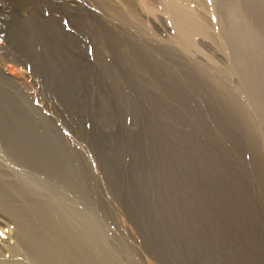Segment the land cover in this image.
<instances>
[{"label":"rangeland","instance_id":"rangeland-1","mask_svg":"<svg viewBox=\"0 0 264 264\" xmlns=\"http://www.w3.org/2000/svg\"><path fill=\"white\" fill-rule=\"evenodd\" d=\"M0 264H264V0H0Z\"/></svg>","mask_w":264,"mask_h":264},{"label":"bare ground","instance_id":"bare-ground-1","mask_svg":"<svg viewBox=\"0 0 264 264\" xmlns=\"http://www.w3.org/2000/svg\"><path fill=\"white\" fill-rule=\"evenodd\" d=\"M172 2V1H171ZM234 3V2H233ZM173 5V4H172ZM169 7V6H168ZM169 8H171V6L169 7ZM168 8V9H169ZM236 8L238 9V6H236ZM174 9V8H173ZM242 9V8H241ZM179 12V11H178ZM173 13H171V17H170V21L172 22V23H175V17H174V15H172ZM239 14V13H238ZM237 14V15H238ZM236 15V16H237ZM184 19V18H183ZM181 21V20H180ZM237 21H239V20H237ZM249 23H251V22H249ZM242 24V23H241ZM246 24V23H245ZM178 25V24H177ZM190 25V24H189ZM239 26V25H238ZM244 26V25H243ZM246 26H247V24H246ZM193 27V26H192ZM235 28H236V26H235ZM234 28V29H235ZM239 28H241V27H239ZM244 28L245 27H243V30H244ZM236 30H237V28H236ZM247 30H248V28H247ZM251 30H253V29H251ZM251 33H253V32H251ZM257 33V32H256ZM247 33H245L244 35H246ZM249 34H250V32H249ZM259 34H257V36H258ZM241 36V35H240ZM246 36H249V35H246ZM251 36V35H250ZM232 37H234L233 35H232ZM243 39V38H242ZM263 39V38H262ZM248 41H249V38L247 39ZM238 41H239V39H238ZM247 41V42H248ZM256 41V40H255ZM263 41V40H262ZM245 42V41H244ZM237 44V43H236ZM244 44V43H243ZM256 44H258V42L256 43ZM263 45V44H262ZM261 45V46H262ZM243 46V45H242ZM255 46V45H254ZM257 46V45H256ZM244 47H247V46H244ZM259 49V48H258ZM263 50V49H262ZM238 52V51H237ZM243 53V52H242ZM254 54V53H253ZM255 56V55H254ZM247 57H249V56H247ZM251 60V59H250ZM249 61V60H248ZM259 61V60H258ZM246 62H247V60H246ZM244 63V62H243Z\"/></svg>","mask_w":264,"mask_h":264}]
</instances>
